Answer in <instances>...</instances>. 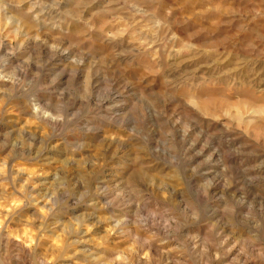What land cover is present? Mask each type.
I'll use <instances>...</instances> for the list:
<instances>
[{
    "label": "rangeland",
    "instance_id": "374dc122",
    "mask_svg": "<svg viewBox=\"0 0 264 264\" xmlns=\"http://www.w3.org/2000/svg\"><path fill=\"white\" fill-rule=\"evenodd\" d=\"M0 264H264V0H0Z\"/></svg>",
    "mask_w": 264,
    "mask_h": 264
}]
</instances>
